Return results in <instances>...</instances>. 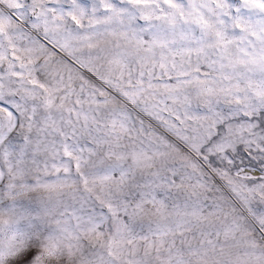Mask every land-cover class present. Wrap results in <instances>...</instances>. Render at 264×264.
<instances>
[{
  "label": "snow or ice",
  "instance_id": "snow-or-ice-1",
  "mask_svg": "<svg viewBox=\"0 0 264 264\" xmlns=\"http://www.w3.org/2000/svg\"><path fill=\"white\" fill-rule=\"evenodd\" d=\"M0 264H264V0H0Z\"/></svg>",
  "mask_w": 264,
  "mask_h": 264
}]
</instances>
